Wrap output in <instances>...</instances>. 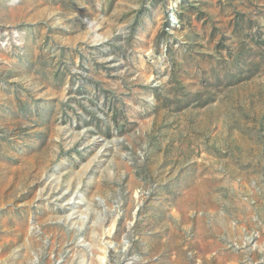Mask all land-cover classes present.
Masks as SVG:
<instances>
[{
  "label": "rangeland",
  "instance_id": "374dc122",
  "mask_svg": "<svg viewBox=\"0 0 264 264\" xmlns=\"http://www.w3.org/2000/svg\"><path fill=\"white\" fill-rule=\"evenodd\" d=\"M103 243L264 264V0H0V264Z\"/></svg>",
  "mask_w": 264,
  "mask_h": 264
},
{
  "label": "bare ground",
  "instance_id": "6f19581e",
  "mask_svg": "<svg viewBox=\"0 0 264 264\" xmlns=\"http://www.w3.org/2000/svg\"><path fill=\"white\" fill-rule=\"evenodd\" d=\"M114 220H112L111 224L109 225V228L107 230L104 231V233H111L113 227H114ZM103 235V234H102ZM99 249L95 250V253L97 255V258L95 260H93V262L95 261V264H106L107 261V250H108V246L103 244H99ZM98 247V246H97Z\"/></svg>",
  "mask_w": 264,
  "mask_h": 264
}]
</instances>
